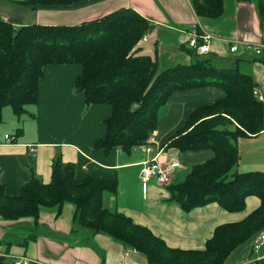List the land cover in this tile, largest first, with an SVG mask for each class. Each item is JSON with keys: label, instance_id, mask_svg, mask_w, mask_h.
I'll use <instances>...</instances> for the list:
<instances>
[{"label": "trees", "instance_id": "1", "mask_svg": "<svg viewBox=\"0 0 264 264\" xmlns=\"http://www.w3.org/2000/svg\"><path fill=\"white\" fill-rule=\"evenodd\" d=\"M7 1L24 3L32 10H59L81 7L91 0ZM239 1L256 3L264 21V0ZM191 2L198 17L216 19L224 12V0ZM151 29V23L130 8L65 26L34 23L16 27L0 17V123L6 107L22 118L39 102L47 66L78 65L82 72L75 87L85 95L87 106L106 104L112 108L105 122L106 135L96 141L95 149L131 154L147 145L158 127L159 107L174 93L220 88L224 96L196 108L186 125L163 146L215 153L213 159L194 165L183 181L169 185V202L184 213L212 203L229 212H241L247 198L255 196L261 200L260 207L241 222L216 227L203 250L173 248L151 229L105 206V197L118 192L117 180L88 177L80 181L75 165L57 159L50 183L32 173L17 196L8 195L0 181V218L7 222L30 219L38 226L45 210L59 217L64 206L72 204L75 213L68 236L72 246L106 234L145 256L149 264H226L235 250L264 232V171L233 172L241 161L239 141L264 132V104L254 94L253 77L239 70L240 60L224 68L213 56L198 55L194 49L191 64L159 72L157 60L140 53V44ZM30 239L19 244L27 247ZM17 262L0 255V264Z\"/></svg>", "mask_w": 264, "mask_h": 264}, {"label": "crops", "instance_id": "2", "mask_svg": "<svg viewBox=\"0 0 264 264\" xmlns=\"http://www.w3.org/2000/svg\"><path fill=\"white\" fill-rule=\"evenodd\" d=\"M122 8L135 10L151 23V32L146 35L147 41L140 44V53L157 60L159 72L191 64L194 49L189 46V41L191 29L197 25L200 32L212 36L208 55L224 68L240 60L239 70L253 77L256 84L254 90H258L263 97L259 100L264 104V63L261 62L264 55V21L254 2L224 0L222 16L212 19L198 17L191 0H91L81 7L59 10H32L24 3L0 0V17L16 27L34 23L65 26L96 20ZM234 43L238 46L235 53L230 50ZM255 46L261 47L260 55ZM81 72L82 68L78 65H50L44 69L37 113L33 111L35 116H27L39 124L35 139L21 137V129L13 135L14 140L9 141L5 136L10 133L0 129V181L8 195L17 196L23 185L31 180L32 173L44 183H50L53 164L60 159L77 167L80 181L88 177L117 180L118 192L115 196L105 197V206L151 229L168 246L186 250H203L216 227L241 222L260 207L261 200L249 196L246 211L240 214L229 212L217 203L184 213L179 206L169 202V186L161 185L154 179L146 187L142 183L144 163L156 156L163 164H180L172 183L183 181L194 165L214 158L215 153L210 149L182 152L163 146L186 125L196 108L224 96L220 88L210 86L176 92L161 105L153 152L149 153L145 145L135 148L131 154L120 149L107 154L95 149V143L106 135L105 122L111 117L112 108L106 104L87 106L85 95L77 92L75 87ZM7 108L15 115L11 107ZM166 111L169 113L163 118ZM3 123L4 111L0 126ZM263 135L264 132L241 139L238 148L243 142ZM239 151L242 159V152ZM258 165L262 164L252 158L245 167L249 171H257L253 167ZM74 213L75 206L72 204H66L59 217L52 211L42 212L38 226L30 219L7 222L0 218V255L41 264H103V260L104 264H149L145 256L126 249L106 234H98L93 241H87L82 246H72L68 236L73 228ZM35 227L40 229L27 231ZM9 231L12 237H7ZM34 235L36 240L30 239L27 248L19 244ZM253 245L254 240H249L239 247L226 264L264 262V258L258 260L252 253ZM260 256L264 257V247Z\"/></svg>", "mask_w": 264, "mask_h": 264}, {"label": "built area", "instance_id": "3", "mask_svg": "<svg viewBox=\"0 0 264 264\" xmlns=\"http://www.w3.org/2000/svg\"><path fill=\"white\" fill-rule=\"evenodd\" d=\"M211 38L212 36L208 33H202L198 30L197 25H194L191 29V39L189 41V46L197 51L198 55H208L211 52ZM147 36L143 38V42L147 41ZM257 54H261V47L255 46ZM231 52L235 53L238 50L237 43H234L231 46ZM254 94L259 97L260 100H263V97L260 96V93L257 89L254 90ZM155 134L150 136L148 143L146 145L147 151L149 153L153 152L152 145L156 142ZM5 138L9 141H13L14 137L6 135ZM159 155V154H158ZM180 167L179 163L172 164H163L158 157L156 156L151 161H146L143 165L141 171V180L144 186L146 187L152 179H157L159 184L164 186H169L172 184L173 175L176 169ZM264 247V232L260 233L254 240V254L258 260H262L264 257L260 256V251ZM30 261L27 260H18L17 264H29Z\"/></svg>", "mask_w": 264, "mask_h": 264}, {"label": "rangeland", "instance_id": "4", "mask_svg": "<svg viewBox=\"0 0 264 264\" xmlns=\"http://www.w3.org/2000/svg\"><path fill=\"white\" fill-rule=\"evenodd\" d=\"M33 111L37 113L36 105L30 106L28 108V112L21 119L20 118L18 119L17 116L12 114L10 108L5 109L4 110V123L1 124L0 129L6 130L8 133H10L8 135L12 137L13 135H17L18 131L22 129V131H20L23 134L21 137L27 136L28 139H35V137L38 135V125L39 124H37L36 122H32L27 117L29 114H32L33 116H35V113ZM168 113L169 111H166L162 115V117L165 118L168 115ZM84 117L85 116H83L81 119H83ZM62 140H66V139H62ZM239 147H240L239 150H241L242 152V159L240 163L234 168L233 170L234 173L249 172V169L246 168L245 166L248 165V161H250L252 158L258 159L260 161V164H262V165L254 166L253 168H257L258 169L257 171H264V135L259 136L258 138H254L253 140H250V141L249 140L245 141ZM241 148L244 149V151H242ZM154 180H157V179L154 178ZM255 199H258V198L255 197ZM246 208H247V202H246ZM49 211L51 210H45L44 212L48 213ZM245 211L246 209L241 212H232V213L240 214ZM39 229H40L39 227H35L32 229L30 228L27 231L33 232L36 230L38 231ZM21 233H23V230L21 231ZM41 234H42V231H41ZM7 237H12L10 234V231L8 232ZM27 239H30V238H27ZM23 247L27 248L26 245L24 244H23ZM203 247H205V245Z\"/></svg>", "mask_w": 264, "mask_h": 264}]
</instances>
